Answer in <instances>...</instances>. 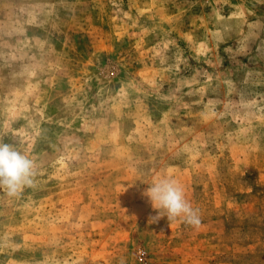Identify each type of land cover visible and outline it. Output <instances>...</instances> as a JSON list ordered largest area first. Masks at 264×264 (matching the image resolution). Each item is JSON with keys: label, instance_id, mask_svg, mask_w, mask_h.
Segmentation results:
<instances>
[{"label": "rangeland", "instance_id": "obj_1", "mask_svg": "<svg viewBox=\"0 0 264 264\" xmlns=\"http://www.w3.org/2000/svg\"><path fill=\"white\" fill-rule=\"evenodd\" d=\"M0 141V264H264V0H0Z\"/></svg>", "mask_w": 264, "mask_h": 264}, {"label": "clouds", "instance_id": "obj_2", "mask_svg": "<svg viewBox=\"0 0 264 264\" xmlns=\"http://www.w3.org/2000/svg\"><path fill=\"white\" fill-rule=\"evenodd\" d=\"M35 176V161L17 150L13 144L0 141V190L15 197L24 187L33 185ZM145 195L158 210V215L150 220L156 222L166 216L168 221L183 218L191 226L200 225L198 210L185 199L183 188L174 180H159L146 190ZM160 209H164L166 215H160Z\"/></svg>", "mask_w": 264, "mask_h": 264}]
</instances>
